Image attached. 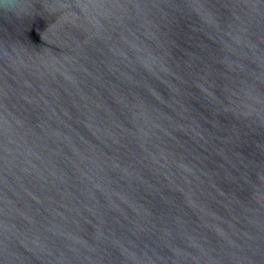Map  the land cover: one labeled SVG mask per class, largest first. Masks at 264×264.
<instances>
[{"label":"water","instance_id":"95a60500","mask_svg":"<svg viewBox=\"0 0 264 264\" xmlns=\"http://www.w3.org/2000/svg\"><path fill=\"white\" fill-rule=\"evenodd\" d=\"M0 264H264V0H0Z\"/></svg>","mask_w":264,"mask_h":264}]
</instances>
